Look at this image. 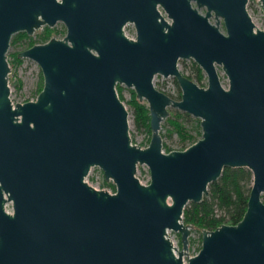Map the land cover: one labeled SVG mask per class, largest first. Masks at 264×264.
<instances>
[{
    "label": "water",
    "instance_id": "95a60500",
    "mask_svg": "<svg viewBox=\"0 0 264 264\" xmlns=\"http://www.w3.org/2000/svg\"><path fill=\"white\" fill-rule=\"evenodd\" d=\"M246 1L0 0V264H264V24ZM56 21L61 36L16 51L37 62L42 83L12 101L10 35ZM179 57L200 66L205 84ZM154 73L174 77L179 96ZM116 83L146 101L142 145L130 139ZM169 106L199 118V136L182 148L161 146ZM142 162L148 179L135 172ZM91 165L112 191L86 181ZM223 165L250 169L246 206L201 228L189 251L182 208Z\"/></svg>",
    "mask_w": 264,
    "mask_h": 264
},
{
    "label": "trees",
    "instance_id": "16d2710c",
    "mask_svg": "<svg viewBox=\"0 0 264 264\" xmlns=\"http://www.w3.org/2000/svg\"><path fill=\"white\" fill-rule=\"evenodd\" d=\"M61 31L64 30V26L61 25ZM52 26L42 24V28L37 32L35 41H42L49 36ZM24 30H18L10 35L9 40L11 43H15L19 37H28ZM17 40V41H18ZM16 41V42H17ZM29 45V42H26ZM14 49L10 51L12 59L19 60L18 51ZM191 71L185 72L191 79L201 82V78L204 77L203 71L200 66L193 60H190ZM174 84L176 85L175 92H168V94L178 97L179 89L174 77H172ZM41 78L37 86V90L41 86ZM129 89V106L132 111L133 122L137 127L145 128L147 131L146 140L149 138V113L146 101L144 99L139 100L136 98L134 90L131 87ZM164 91V90H163ZM117 94L121 98L120 86L118 85ZM168 114L160 122L161 146L168 147L162 140L164 135L175 132L180 142L179 148L184 147L189 142L193 141L197 135L200 134L199 118L194 117V123L190 126H185L184 119L188 114L187 111L181 110L176 107H168ZM105 182V180H102ZM251 182V171L248 167L243 165H223L220 173L214 179L209 181L207 186V193L202 197L195 200H187L181 211V220L190 223L194 228H212L216 226L220 221L229 222L241 216L248 196V191ZM112 188L113 182H107ZM198 239H200V230H198ZM179 242V240L177 239ZM191 241L189 240V243Z\"/></svg>",
    "mask_w": 264,
    "mask_h": 264
},
{
    "label": "rangeland",
    "instance_id": "374dc122",
    "mask_svg": "<svg viewBox=\"0 0 264 264\" xmlns=\"http://www.w3.org/2000/svg\"><path fill=\"white\" fill-rule=\"evenodd\" d=\"M256 0H247L246 6L251 13L254 20L264 24V12L260 10L258 5L255 2ZM209 20H213L212 14L209 16ZM61 25L59 21H56L52 26V29L49 33L50 35L54 36H61L64 32L61 31ZM42 28V25L36 27L33 29L31 33H28V37H19L16 39L15 43H11L9 40L7 49H6V59L9 65V71L7 74V82L9 85V97L12 101L15 100H24L28 98H33L36 91L37 86L39 84L40 78L42 82V75L41 71L39 69V66L37 62L27 56H19V60L12 59V55L10 54V51L14 49H21L25 46H27L26 42H29L30 44L32 42H36V34L37 32ZM123 31L126 35L133 37L134 36V28L131 22H126L123 26ZM39 41V40H38ZM191 57H179L177 59V65L184 71L189 73L191 71V63L190 60ZM204 75V73H203ZM152 79L154 80L155 84L158 88L164 90L165 92H175L176 85L174 84L172 80L171 75H162L160 73H154ZM202 84H205V75L203 78H201ZM118 85L120 86V94H121V100L127 107V125L129 130V136L131 141L136 142L140 145H142L146 141L147 137V131L145 128L137 127L132 118V111L129 106L128 100H129V86L124 85L123 83H116L115 89L117 91ZM179 89V87H178ZM170 107V106H169ZM182 110V109H181ZM194 116L191 113L188 112L184 119L185 126H190L192 123H194ZM199 136V135H197ZM163 142L169 147V148H179L180 142L178 141L177 135L175 132H171L170 134L164 135L162 137ZM135 172L139 176L140 179H147L148 177V170L145 163H137ZM87 182L90 184L96 186V187H104L105 189L112 191L113 188L107 183L111 181V179H104L102 176V171L99 166L97 165H91L87 174L84 176ZM102 180H105V182H102ZM5 208L7 210L10 209L9 202L5 203ZM191 231L188 235V242L191 241V244L194 245L195 240L198 238V230L199 228H194L192 225H190ZM168 232L170 233L171 237L173 238L175 244L177 247L180 246L179 240V234L177 231H173L171 229H168ZM189 251H191V245L188 247ZM186 262V261H185Z\"/></svg>",
    "mask_w": 264,
    "mask_h": 264
},
{
    "label": "built area",
    "instance_id": "2783aa9c",
    "mask_svg": "<svg viewBox=\"0 0 264 264\" xmlns=\"http://www.w3.org/2000/svg\"><path fill=\"white\" fill-rule=\"evenodd\" d=\"M255 2H256V1H255ZM256 4H257V3H256ZM260 10L264 12L263 9L260 8ZM123 26H124V25H123ZM147 179H148V177H147ZM199 242H200V239L197 238V239L195 240L194 245L191 244V242H190V243L188 242L187 247H189V245H191V250H193L194 248H196V247L199 246ZM188 250H189V249H188ZM173 252L176 253L175 249H173ZM181 258H182V261H183V262L186 261V255H185L184 253L181 254Z\"/></svg>",
    "mask_w": 264,
    "mask_h": 264
},
{
    "label": "flooded vegetation",
    "instance_id": "af4514ba",
    "mask_svg": "<svg viewBox=\"0 0 264 264\" xmlns=\"http://www.w3.org/2000/svg\"><path fill=\"white\" fill-rule=\"evenodd\" d=\"M61 23V22H60Z\"/></svg>",
    "mask_w": 264,
    "mask_h": 264
}]
</instances>
